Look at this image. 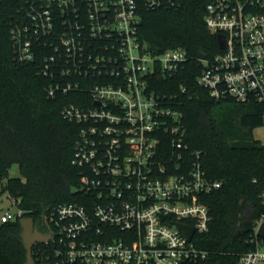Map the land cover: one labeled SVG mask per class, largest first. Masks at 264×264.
<instances>
[{"label":"built area","instance_id":"2783aa9c","mask_svg":"<svg viewBox=\"0 0 264 264\" xmlns=\"http://www.w3.org/2000/svg\"><path fill=\"white\" fill-rule=\"evenodd\" d=\"M177 3L144 0V7L153 12ZM24 4L10 30L14 59L34 61L35 50L49 47L42 74L52 71L67 81L49 86L48 97L80 92L91 103L65 105L61 112L82 125L72 158L74 166L85 168L74 189L81 201L59 204L45 218L51 239L33 245L34 264L203 261L207 252L197 240L210 217L202 197L221 184L207 176L198 152L186 157L178 150L185 137L179 112L147 92L155 73L170 75L184 64L185 50L154 54L138 41L136 0ZM204 24L224 37L225 47L201 61L197 84L216 101L259 104L264 128V0H209ZM4 187L1 181L0 200L8 207H0V225L23 214ZM263 222L264 213L255 234ZM177 224L193 229L190 240ZM235 264H264V240L256 236L253 249Z\"/></svg>","mask_w":264,"mask_h":264},{"label":"trees","instance_id":"16d2710c","mask_svg":"<svg viewBox=\"0 0 264 264\" xmlns=\"http://www.w3.org/2000/svg\"><path fill=\"white\" fill-rule=\"evenodd\" d=\"M208 1L178 0L151 12L144 0H136L138 35L151 53L174 48L186 52L187 60L176 72H157L149 79L147 92L152 90L161 105L179 112L185 137L178 150L186 157L198 152L207 176L221 184L202 197L210 221L197 240L207 257L197 264H235L253 249L256 221L264 213V145L251 136L263 120L259 104L216 101L197 84L201 61L220 53L216 34L204 24ZM23 7L24 0L0 1V182L19 201L22 217L33 218L47 232L44 220L54 207L81 201L74 189L85 169L72 164L82 125L65 120L61 112L65 105L91 103L80 92L48 97L49 86L67 81L52 77V71L42 74V61L52 54L49 47L35 50L34 61L14 59L10 30L19 23ZM12 165H17L19 177L9 176ZM19 219L0 225V264L25 262Z\"/></svg>","mask_w":264,"mask_h":264},{"label":"water","instance_id":"95a60500","mask_svg":"<svg viewBox=\"0 0 264 264\" xmlns=\"http://www.w3.org/2000/svg\"><path fill=\"white\" fill-rule=\"evenodd\" d=\"M216 39H217L218 48L224 49L225 47L224 37L222 35H217ZM19 226L21 228L19 237L21 239V243L25 250L24 264H34V258L32 254L33 245L36 243L48 242L51 239V234L40 232L36 228L33 218L31 217H21L19 219ZM176 226L181 230V232L183 233L184 237L187 238V240L191 239L193 235L192 228L181 224H177ZM256 236L264 240V222L258 228V231L256 232Z\"/></svg>","mask_w":264,"mask_h":264},{"label":"rangeland","instance_id":"374dc122","mask_svg":"<svg viewBox=\"0 0 264 264\" xmlns=\"http://www.w3.org/2000/svg\"><path fill=\"white\" fill-rule=\"evenodd\" d=\"M251 136L254 140L259 141L262 145H264V128L257 127L251 131ZM9 176L12 178L19 177V169L17 165H12L9 171ZM0 207L7 208L8 203L4 200H0Z\"/></svg>","mask_w":264,"mask_h":264},{"label":"flooded vegetation","instance_id":"af4514ba","mask_svg":"<svg viewBox=\"0 0 264 264\" xmlns=\"http://www.w3.org/2000/svg\"><path fill=\"white\" fill-rule=\"evenodd\" d=\"M45 225V224H44ZM35 226H36V228L40 231V232H42V233H47V232H45L43 229H41L39 226H38V224H35ZM46 226V225H45ZM47 227V226H46ZM47 229H48V227H47Z\"/></svg>","mask_w":264,"mask_h":264},{"label":"bare ground","instance_id":"6f19581e","mask_svg":"<svg viewBox=\"0 0 264 264\" xmlns=\"http://www.w3.org/2000/svg\"><path fill=\"white\" fill-rule=\"evenodd\" d=\"M217 37V36H216ZM138 41L141 43L140 39H139V35H138ZM143 44V43H142Z\"/></svg>","mask_w":264,"mask_h":264}]
</instances>
